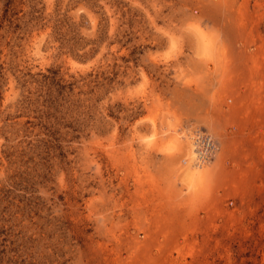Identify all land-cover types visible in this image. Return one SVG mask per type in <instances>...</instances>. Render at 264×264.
Instances as JSON below:
<instances>
[{"label":"rangeland","instance_id":"rangeland-1","mask_svg":"<svg viewBox=\"0 0 264 264\" xmlns=\"http://www.w3.org/2000/svg\"><path fill=\"white\" fill-rule=\"evenodd\" d=\"M0 264H264V0H0Z\"/></svg>","mask_w":264,"mask_h":264},{"label":"built area","instance_id":"built-area-1","mask_svg":"<svg viewBox=\"0 0 264 264\" xmlns=\"http://www.w3.org/2000/svg\"><path fill=\"white\" fill-rule=\"evenodd\" d=\"M193 143L195 151L198 154L200 160L207 162L214 157L219 149V141L208 130L198 129L193 134Z\"/></svg>","mask_w":264,"mask_h":264}]
</instances>
